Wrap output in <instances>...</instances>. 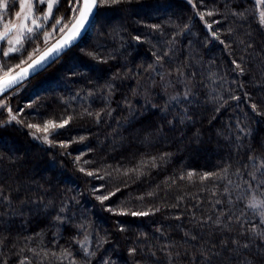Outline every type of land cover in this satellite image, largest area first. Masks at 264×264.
Instances as JSON below:
<instances>
[{
    "label": "trees",
    "instance_id": "trees-1",
    "mask_svg": "<svg viewBox=\"0 0 264 264\" xmlns=\"http://www.w3.org/2000/svg\"><path fill=\"white\" fill-rule=\"evenodd\" d=\"M252 2L230 0L227 10L219 7L225 0H215V3L204 0L206 7L196 0V10L187 0H133L100 7L97 25L89 36L98 55H111L114 59L98 63L83 53L84 48L76 53L73 49L85 44V40L83 43L81 40L53 66L51 64L14 92L17 94L13 100L17 103L9 105L14 111L18 108L25 112L19 117L23 123L0 127V155L3 156L0 180H4L5 192L11 193L13 207L18 211L4 216L0 223V232L6 237L4 246L0 247V257L8 264H19L24 258L30 264H61L51 255L46 259L36 257L29 249L59 254L62 248H68L77 264H84L85 258L76 241L83 240L87 231L90 234L88 247L96 251L91 264H103L104 259L109 264H154L156 258L159 264H167L161 250L164 245L172 246L168 251L180 253L175 257V264H190L201 244L231 237L239 231V224L230 225L235 229L232 233L214 225L221 211L226 213L220 217L223 223H227V215L241 213L242 221L259 222L257 210L246 205L253 196L264 199V187L251 181L248 175L264 163V114L257 115L250 107L256 103L264 113V76L258 70L259 65L249 58L248 53L253 49L245 51V44L240 41L249 42L246 33L251 32V39L259 50L264 46V32L258 25V13L256 20L230 14L232 9L242 11ZM213 7H219L218 14L206 16L205 20H221L220 24L213 25V30L225 41L224 45L211 36L196 15L197 10L207 11ZM113 18L120 22L109 25ZM153 24L161 27L153 29L150 27ZM229 27L233 29L231 33H227ZM115 33L119 38L112 36ZM134 36H140L141 42L134 41ZM165 51L168 56L164 63L157 64L153 52ZM233 59L245 69L243 74L235 69ZM149 64L156 70L148 69ZM177 67H182L183 77L175 72ZM117 72L120 77L111 80ZM169 72L171 75L167 74ZM189 73L195 76L190 77ZM109 81L115 85L110 95L105 88ZM189 89L188 100H171ZM233 95L239 99H230ZM126 99L131 109L124 104ZM29 104L32 107L24 108ZM85 109L93 113L111 110V116L102 113L97 123ZM7 114L5 110L1 117L7 119ZM67 115L75 119L58 129L53 138L58 143L83 136V141L63 149L42 145L30 138L27 123L58 120ZM29 117H34L35 122ZM164 153L170 156L163 162L157 161L156 168L144 169L145 174L139 178L113 171L118 165L132 168L141 157L150 159ZM76 156H82L80 163L86 171L99 168V175L103 176L105 167L111 165L107 171L112 175L100 180L80 172L74 163ZM249 156L254 160L250 161ZM84 160L92 163L84 165ZM223 167L228 168L225 180L201 184L198 179L192 182L176 179L174 184L163 183L187 171L218 172ZM262 173L264 168L256 173L257 181ZM124 181L128 182L127 187ZM246 181L251 183V188ZM100 185L104 187L95 195L115 191L116 187L121 191L102 205L92 191ZM224 187H228L227 193ZM154 190L158 193L156 197L136 199ZM17 196L19 199H15ZM181 196L183 200L178 201L177 197ZM41 197L46 207L36 210V205L30 202L34 200L39 204ZM217 199L223 203L215 204ZM20 200L29 203L22 205ZM65 201L64 215L69 220L60 224L53 217ZM153 205L160 206L161 211L147 217L115 215L105 210L106 207L146 210ZM3 213L0 207V215ZM177 216L180 219H176ZM208 216L212 220L207 224L198 223ZM81 223L86 229L78 230L76 226ZM120 226L126 231H119ZM158 228L162 231L157 232ZM185 232L197 236V240L186 238ZM104 237L108 242L97 249V239ZM132 247L137 248L135 255H129ZM150 249L156 252V258L151 256ZM63 264L68 261L64 260Z\"/></svg>",
    "mask_w": 264,
    "mask_h": 264
},
{
    "label": "snow or ice",
    "instance_id": "snow-or-ice-1",
    "mask_svg": "<svg viewBox=\"0 0 264 264\" xmlns=\"http://www.w3.org/2000/svg\"><path fill=\"white\" fill-rule=\"evenodd\" d=\"M66 3L68 14H61L58 17L54 15V10H58L61 4ZM133 0H18V8L19 10L14 11L12 16L10 17V12L15 7L16 0H12L10 4V0H0V26H2V30H0V60L3 62L0 63V72L3 75H0V116L3 115V111H7L8 116L7 119H0V127H6L11 125L13 122L17 124L23 123V121L19 118L23 112V109L13 110V108L6 102L7 97L6 93L11 91H17L20 87L25 86V82L29 77H34L41 71H45L47 67L51 64L55 63L59 60L62 53L65 50L72 47L78 40L82 39L88 32L89 27H94V21L97 17V10L100 7H111L122 3H132ZM187 3L192 6L194 10L197 9L196 0H187ZM215 3V0H213ZM228 3L230 0H225V3L219 7H223L224 9H228ZM201 6L204 5V0H200ZM219 7H213L211 10L207 11H196V15L199 20L205 24V27L211 33V36L214 39L219 40V42L224 45L225 41L220 39L219 33L213 30L214 24H220L221 20H213L208 22L205 20V17H212L217 15L219 12ZM38 12L42 13L41 15H37ZM256 13H258V25L262 32H264V0H253L251 6H244L242 11H237L232 9L230 14L232 16L238 18H250L252 20H256ZM226 19V17H225ZM31 25V26H29ZM153 29H159L161 26L158 24H153L150 26ZM188 26L185 25V28ZM50 28L51 31L46 29ZM233 29L229 27L227 29V33H231ZM43 34V44L46 45L45 49L40 52L39 44L29 52L26 47H24L25 42L28 45H31L33 40H40V34ZM59 35V38L55 40L54 43L50 44L52 37ZM249 36V42L245 43L244 40H241L240 43L245 44V51L247 49H253L252 52L248 53L249 58L259 65V72L261 76H264V46H262L259 50L256 49L254 41L251 39L252 33H246ZM134 41L137 43L141 42L140 36L132 37ZM3 42H6L8 45L7 49H4ZM50 46H47L49 45ZM226 47H230V45H226ZM40 52L39 55H35L34 53ZM21 54L18 59L19 63L8 66V59L10 54ZM26 54V57L25 55ZM88 56L92 59L96 60L98 63H107L108 59H114L115 57L109 55L108 57H101L98 54H94L93 52H87ZM153 56H155V60L157 64L162 65L164 63V58L168 56V52L165 51L162 54H157L153 52ZM243 59V57H241ZM231 63L235 66V69L238 70L241 74L244 73L245 69L238 63L235 59L231 61ZM26 65V66H22ZM6 69V70H5ZM148 69L155 71V67L152 64L148 65ZM18 70V71H17ZM131 71V70H130ZM175 72L180 76H184V72L182 67H177ZM14 73V74H13ZM171 75V72L167 73ZM75 75V73H73ZM189 76H195V73H189ZM120 77V73L117 72L113 74L111 80H116ZM164 78V75H161V79ZM190 82V81H189ZM243 87V85H241ZM105 88L107 89L108 94L110 95L115 88V85L111 83V81L105 84ZM191 91L185 90L182 94L178 93L176 96L171 97L172 101L175 102H183L188 100L190 97ZM89 95H92L89 92ZM247 96L248 94L245 93ZM230 99L238 100L239 97L231 96ZM227 103V101H225ZM124 104L131 109L132 105L130 101L127 99L124 101ZM27 107H32L31 104L27 105ZM252 111L257 114L261 113L259 110V105L256 103H252L250 105ZM85 113L94 117L96 122L99 123L102 118V113L111 116V110L105 111L102 109L99 112H91L88 109H85ZM75 119L72 115L62 116L58 120L47 119L43 120L42 123H27L26 127L31 129L29 135L34 139L38 140L42 143L51 146H58L63 149H67L70 147L72 143L83 141L85 137L81 136L78 139L68 140V141H57L53 138L58 134V129H63L67 125L71 123V121ZM183 120V118H182ZM171 123V121H169ZM239 126V122L237 124ZM240 131H244V129H240ZM170 156V153H164L159 156H152L150 159H145L141 157L140 161L132 168H121V166H116L113 171L118 175L122 176H130L135 175L137 178L139 176L144 175V169L146 168H156L157 161H165L166 157ZM11 162L15 163V160L11 157L9 158ZM82 156H76L74 163L77 164L78 170L82 173H85L88 176L95 177L97 179L103 180L105 176H111L112 173L107 171L108 168H112L111 165H108L104 169V175H99L101 169H96L94 171H86L85 167L81 165ZM0 160H3V156L0 155ZM249 160H254L253 156H249ZM92 163L90 160H84L83 164L87 165ZM261 168H264V163H261L257 166L252 172L248 173L251 177V181L257 182L259 186L264 187V173L261 174L262 178L257 181L256 173L260 171ZM239 174V170H238ZM228 177V168L223 167L218 172H204L197 173L194 171H187L179 175V177H170L168 181L163 183L174 184L176 179L179 180H187L192 182L194 179H198L201 184L209 181V180H225ZM228 183L231 184L232 181L228 180ZM249 184V188H251V183L246 181ZM124 186H128V182L124 181ZM104 185H100L99 187H94L92 189L93 194L99 192L103 189ZM160 186L158 185L157 188ZM215 188V186H214ZM18 191V190H17ZM121 191L120 187H116L115 191H109L107 193H102L100 195H95V199L99 201L102 205L105 201H108L112 196L116 195L117 192ZM223 191L227 193L229 191L228 187H224ZM158 195L157 191L147 192L144 195L137 196L136 199L143 201L146 197H156ZM212 195L215 196L216 192L213 190ZM15 199H19V196L15 197ZM41 203H37L36 201H31L30 203L36 205V210H40L43 207L41 197ZM75 200V197H72ZM178 201H182L183 197H177ZM20 203L27 204L29 201L20 200ZM124 202H122L123 204ZM223 203L221 200L217 199L215 204ZM228 203H231L229 200ZM178 205H172V207H177ZM0 207L4 209V213L0 215V223L4 221V216L15 213L18 209L13 207V197L10 192H5V182L4 180H0ZM247 208L257 210L259 215V222H251V221H242L241 215H227V223H223L220 219L221 216L226 215L223 211H221L216 219L213 221L216 227L221 228L223 231L232 233L235 231L230 225L239 224V231L236 235L231 237H225L220 239L219 241H213L212 243L205 242L201 244L196 249V255L190 260V264H264V228L261 226L264 225V199H258L253 196L246 205ZM106 211L112 212L115 215H131L133 217H147L149 215H155V213L161 211L160 206H151L147 207L146 210H131L125 209L123 207L119 209H113L111 207H106ZM67 211V201L62 202L61 207L59 208L57 214L53 217V219L60 223H66L69 220V217L64 215ZM176 219H180L179 216ZM195 219V216H193ZM209 220H212L211 216H208L206 219L199 221L198 223L207 224ZM245 224L248 226L245 227ZM78 230L86 229V225L81 223L76 226ZM119 231L123 232L126 229L123 226L118 228ZM161 229H157V232H161ZM89 233L84 231L83 240H77L76 242L80 245L83 256L85 258L84 264H91V260L96 256L95 250H90L88 245L90 243ZM144 235V234H141ZM185 237L190 238L192 241L197 240V236L191 235L188 232H185ZM243 238V241L241 240ZM6 237L3 236V233L0 232V247L4 246V240ZM31 239V238H27ZM107 237L98 238L96 242V248L99 249L103 246V244L107 243ZM15 245H13L14 247ZM172 247L171 245H164L161 249L164 251L165 258L167 260V264H175V257L180 255L179 252L173 253L172 251H168ZM33 252V255L36 257H42V259H46L49 255H51L53 260L61 261L63 264L64 260L68 261V264H77L75 257L72 252L68 248H62L60 253L56 252L49 253L48 251L37 252L35 249H29ZM129 255H135L137 253V248L132 247L129 250ZM23 252V249L20 250V253ZM20 253H16V255H20ZM151 256L156 258V252L151 251ZM0 264H8L7 260L0 257ZM19 264H30L27 258L21 259ZM103 264H109L107 259L103 260ZM139 264V262H137ZM154 264H159V258L155 259Z\"/></svg>",
    "mask_w": 264,
    "mask_h": 264
},
{
    "label": "rangeland",
    "instance_id": "rangeland-1",
    "mask_svg": "<svg viewBox=\"0 0 264 264\" xmlns=\"http://www.w3.org/2000/svg\"><path fill=\"white\" fill-rule=\"evenodd\" d=\"M11 2H12V0H10V4H11ZM17 10H19V8H18V0H16V4H15V7L12 9V11L10 12V17L12 16V14L14 13V11H17ZM98 11V10H97ZM98 13V12H97ZM61 14H64V15H67L68 14V10H67V5H66V3H63L62 2V4H61V6L59 7V9L58 10H54V15L55 16H59V15H61ZM37 15H41L42 16V13L41 12H38L37 13ZM97 16H98V14H97ZM97 21H98V17H96V19H95V21L93 22L94 23V27L93 26H91L90 28H89V30H88V32H87V34L81 39L82 40V42L81 43H83L84 42V40H85V44H83V45H79L78 47H76V48H74L73 50H75V52L76 53H78V52H80L81 51V49L82 48H84V50H83V53L85 54V53H87V52H93L94 54H97L96 53V50L93 48V46H92V42H93V38L91 37L90 38V36H89V33L92 31V29L93 28H95V26L97 25ZM121 21H123V20H121ZM118 22H120L119 20H118V18L116 19H110V22H109V25L110 24H116V23H118ZM108 25V26H109ZM29 26H31V25H29ZM107 26V27H108ZM112 26V25H111ZM0 30H2V26H0ZM46 30H48V31H51V29L50 28H48V29H46ZM113 37H115V38H119V36L115 33L114 35H112ZM59 38V35L57 34L56 36H54V37H52V39H51V41H50V44L51 43H54L55 42V40L56 39H58ZM43 34H42V32H41V34H40V40H33V42H32V44L31 45H28V43L27 42H25V44H24V47H26L27 48V50L29 51V52H31L36 46H37V44H39V47H40V52H42L44 49H45V47H46V45H44L43 44ZM50 44L49 45H47V46H50ZM78 44V43H77ZM3 46H4V49L6 50L7 49V47H8V45L6 44V42H3ZM72 51V50H71ZM40 52H36V53H34V56L35 55H38V54H40ZM70 51H68L66 54H68ZM0 55H2V54H0ZM21 54H10V57L9 58H7L8 59V66L9 67H11L12 65H14V64H16V63H19V59H18V57L20 56ZM25 55V57H26V54H24ZM65 55V54H64ZM63 55V56H64ZM62 56V57H63ZM61 57V58H62ZM60 58V59H61ZM59 59V60H60ZM59 60H57V61H59ZM56 61V62H57ZM3 61L2 60H0V63H2ZM55 62V63H56ZM54 65V63L52 64V66ZM22 66H25V65H22ZM51 66V65H50ZM49 66V67H50ZM48 68V67H47ZM6 70V69H5ZM18 71V70H17ZM14 74V73H13ZM0 75H3V73L2 72H0ZM15 91H13V92H11L10 94H8L6 97H7V103L8 104H12V103H14V104H16L17 103V101L16 100H13L14 98H15V94H17V93H14ZM17 97V96H16ZM16 99V98H15ZM24 107V106H23ZM27 107V105H25V107L24 108H26ZM16 110H18V108H15ZM25 112V109H23V112L22 113H24ZM7 116H8V114H7ZM1 117V116H0ZM0 119H6V118H3V117H1ZM29 120L30 121H33V122H35V118L33 117V118H30L29 117ZM14 124H17V123H15V122H13ZM12 123V124H13ZM31 131H33V130H31ZM30 131V132H31ZM30 138L32 139V140H34L31 136H30ZM34 141H36L37 143H40V144H42V145H47V144H45V143H42V142H40V141H38V140H34Z\"/></svg>",
    "mask_w": 264,
    "mask_h": 264
},
{
    "label": "water",
    "instance_id": "water-1",
    "mask_svg": "<svg viewBox=\"0 0 264 264\" xmlns=\"http://www.w3.org/2000/svg\"><path fill=\"white\" fill-rule=\"evenodd\" d=\"M90 27H91V26H90ZM90 27H89V28H90ZM80 41H81V39L78 40L73 46H75V45H76L77 43H79ZM73 46H72V47H73ZM72 47H70L69 49L65 50V52L61 54L60 58H61V57H62V56L68 51V50H70ZM38 55H39V54H38ZM60 58H59V59H60ZM25 66H26V65H25ZM41 72H42V71H41ZM39 73H40V72H39ZM39 73H38V74H39ZM36 75H37V74H36ZM36 75H35V76H36ZM31 78H32V77H29L28 80L31 79ZM28 80H27V81H28ZM6 94H7V93H6Z\"/></svg>",
    "mask_w": 264,
    "mask_h": 264
}]
</instances>
